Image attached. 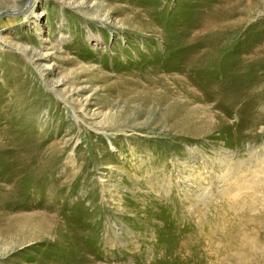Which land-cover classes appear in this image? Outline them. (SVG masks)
Segmentation results:
<instances>
[{"label": "rangeland", "instance_id": "rangeland-1", "mask_svg": "<svg viewBox=\"0 0 264 264\" xmlns=\"http://www.w3.org/2000/svg\"><path fill=\"white\" fill-rule=\"evenodd\" d=\"M261 160L264 0H0V264H264Z\"/></svg>", "mask_w": 264, "mask_h": 264}, {"label": "bare ground", "instance_id": "bare-ground-1", "mask_svg": "<svg viewBox=\"0 0 264 264\" xmlns=\"http://www.w3.org/2000/svg\"><path fill=\"white\" fill-rule=\"evenodd\" d=\"M30 1L32 2V1H35V0H30ZM31 4H32V3H31ZM31 4H30L28 7H30ZM27 5H28V3H27ZM27 5H26V6H27ZM28 7H27V8H28ZM33 7H34V6H33ZM27 8H26V9H27ZM13 14H14V13H13ZM15 14H16V13H15ZM30 14H31V15L33 14V8H32V10L28 13V16H29ZM2 137H3V136H2ZM1 141H4V140H1ZM261 162L264 164V160H261ZM226 168H227V167H226ZM228 169L231 170L229 166H228ZM228 169H227V171H228ZM227 171H226V172H223V176H225V174L227 173ZM228 173H231V172H228ZM229 177H230V176H227V178H225L224 183H226V181L228 180ZM231 189H236V190H238V189H240V187L237 185V186H235V187H233V188H231ZM226 190H227V189H225V191H226ZM225 193H226V192H225ZM233 196H234V195H233ZM50 218H51V217H50ZM50 218L48 217V218H46V219L43 220V224H42V225H45V226H44L45 228H47V227H49V226L51 225V220H50ZM54 221H55V220H54ZM52 225H53V224H52ZM46 230H48V229H46ZM46 232H47V231H46Z\"/></svg>", "mask_w": 264, "mask_h": 264}]
</instances>
